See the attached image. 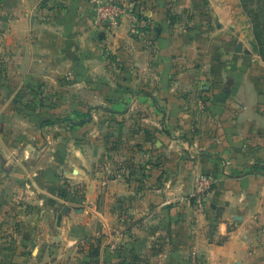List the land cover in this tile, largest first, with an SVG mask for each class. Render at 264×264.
<instances>
[{"label":"crops","instance_id":"0c3cea01","mask_svg":"<svg viewBox=\"0 0 264 264\" xmlns=\"http://www.w3.org/2000/svg\"><path fill=\"white\" fill-rule=\"evenodd\" d=\"M110 1L0 0V264H264V0Z\"/></svg>","mask_w":264,"mask_h":264},{"label":"built area","instance_id":"2783aa9c","mask_svg":"<svg viewBox=\"0 0 264 264\" xmlns=\"http://www.w3.org/2000/svg\"><path fill=\"white\" fill-rule=\"evenodd\" d=\"M90 3L93 8L94 24L103 29L114 26L124 11L120 4L110 0H90ZM216 182L215 177L210 175H201L196 178L191 198L198 211L204 212L207 198Z\"/></svg>","mask_w":264,"mask_h":264},{"label":"water","instance_id":"95a60500","mask_svg":"<svg viewBox=\"0 0 264 264\" xmlns=\"http://www.w3.org/2000/svg\"><path fill=\"white\" fill-rule=\"evenodd\" d=\"M214 21H215V24L218 25L217 22H216V20H214ZM236 52H241V47L240 46H237L236 47Z\"/></svg>","mask_w":264,"mask_h":264},{"label":"trees","instance_id":"16d2710c","mask_svg":"<svg viewBox=\"0 0 264 264\" xmlns=\"http://www.w3.org/2000/svg\"><path fill=\"white\" fill-rule=\"evenodd\" d=\"M259 37H260V34L258 33V38H259ZM17 103H18V102H17ZM17 103H16V104H17Z\"/></svg>","mask_w":264,"mask_h":264}]
</instances>
